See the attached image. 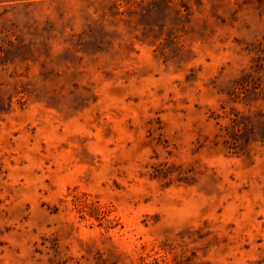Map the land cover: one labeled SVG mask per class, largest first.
<instances>
[{"label":"rangeland","instance_id":"1","mask_svg":"<svg viewBox=\"0 0 264 264\" xmlns=\"http://www.w3.org/2000/svg\"><path fill=\"white\" fill-rule=\"evenodd\" d=\"M0 264H264V0H0Z\"/></svg>","mask_w":264,"mask_h":264}]
</instances>
